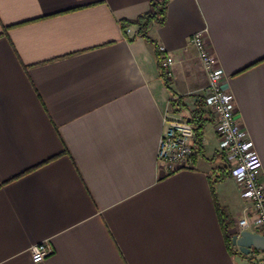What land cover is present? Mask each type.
Masks as SVG:
<instances>
[{
    "label": "crops",
    "instance_id": "1",
    "mask_svg": "<svg viewBox=\"0 0 264 264\" xmlns=\"http://www.w3.org/2000/svg\"><path fill=\"white\" fill-rule=\"evenodd\" d=\"M151 1L0 0V264H252L224 233L237 182L211 185L224 159L191 38L206 31L264 182V0H171L150 39L126 34ZM195 113L204 151L165 172L167 119Z\"/></svg>",
    "mask_w": 264,
    "mask_h": 264
},
{
    "label": "built area",
    "instance_id": "2",
    "mask_svg": "<svg viewBox=\"0 0 264 264\" xmlns=\"http://www.w3.org/2000/svg\"><path fill=\"white\" fill-rule=\"evenodd\" d=\"M132 28L127 34H132ZM135 33V32H134ZM191 44L196 49L208 78L206 104L216 117V130L220 150L231 164V176L238 184L240 194L246 201V212L238 221L239 233L243 230L264 236V182L263 163L254 141L243 129L237 114L233 93L223 85L224 70L209 46L206 31L193 34ZM160 51L165 48L160 46ZM172 59L164 53L161 68L165 76L173 75ZM195 124L190 119L168 118L167 128L158 144V160L165 165V172H175L193 166L196 154ZM53 248L48 241L32 246L34 262L44 261ZM252 264H264V250L250 252Z\"/></svg>",
    "mask_w": 264,
    "mask_h": 264
},
{
    "label": "trees",
    "instance_id": "3",
    "mask_svg": "<svg viewBox=\"0 0 264 264\" xmlns=\"http://www.w3.org/2000/svg\"><path fill=\"white\" fill-rule=\"evenodd\" d=\"M171 0H152L150 2L149 9L144 12L143 14L139 15L135 19H125L122 20V28L127 34V29L131 27L132 25L137 26V31L134 33L135 37H144L147 39H150L149 37V30L154 24H164L166 20V12L169 5V2ZM176 102L173 104L176 106ZM210 113L209 110H206L205 113ZM195 124V145L196 150L199 152L204 151V131L206 127V123L208 122L209 118L207 120H203L200 116L196 117V113L191 119ZM220 155L223 156L224 159V166L219 167L215 170H213L212 177H211V185L213 190L215 191V184L219 181L225 179L228 176H231V165L230 161L226 157V155L221 152ZM231 225L232 223L229 222L226 218L223 219V227H224V233L227 239V242L230 246H232V237L233 232H231Z\"/></svg>",
    "mask_w": 264,
    "mask_h": 264
},
{
    "label": "water",
    "instance_id": "4",
    "mask_svg": "<svg viewBox=\"0 0 264 264\" xmlns=\"http://www.w3.org/2000/svg\"><path fill=\"white\" fill-rule=\"evenodd\" d=\"M232 239L233 244L246 254H249L253 248L264 250V236L257 232L243 230L234 234Z\"/></svg>",
    "mask_w": 264,
    "mask_h": 264
}]
</instances>
